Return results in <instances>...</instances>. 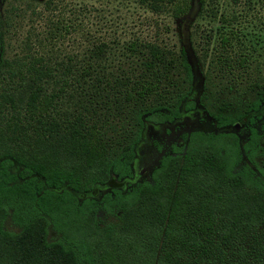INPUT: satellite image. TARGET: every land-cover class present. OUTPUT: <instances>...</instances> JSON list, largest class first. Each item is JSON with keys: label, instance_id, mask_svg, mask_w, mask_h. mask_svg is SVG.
<instances>
[{"label": "trees", "instance_id": "trees-1", "mask_svg": "<svg viewBox=\"0 0 264 264\" xmlns=\"http://www.w3.org/2000/svg\"><path fill=\"white\" fill-rule=\"evenodd\" d=\"M137 1L175 18L192 10V0ZM6 24L0 13V264H264L261 77L249 86L254 99L238 110L218 105L209 114L216 130L184 134L149 179L123 190L145 124L195 108L185 50L132 41L126 50L136 59L120 72L101 63L104 42L86 64L9 59ZM218 43L220 67L245 66L246 55L231 52L236 32H221ZM238 121L244 139L224 130ZM104 185L102 195L80 197Z\"/></svg>", "mask_w": 264, "mask_h": 264}, {"label": "rangeland", "instance_id": "rangeland-1", "mask_svg": "<svg viewBox=\"0 0 264 264\" xmlns=\"http://www.w3.org/2000/svg\"><path fill=\"white\" fill-rule=\"evenodd\" d=\"M210 6L217 11V18L209 15ZM0 13L7 21L4 56L9 59L42 54L51 62L86 64L90 50L104 42L107 52L101 63L107 70L120 72L129 70L136 59L126 50L132 41L156 42L176 52L185 50L193 72L190 97L195 108L183 111L171 124H145L135 149L134 177L119 184L123 190L149 179L159 158L170 152L171 144L183 142V134L216 130L209 114L223 103L230 110L241 109L255 97V90L249 86L260 77L264 81V0H192L191 12L178 18L169 9L153 12L137 0H0ZM229 30L239 38L232 55L247 57L245 66H235L232 71L220 67L216 59L219 36ZM69 106L63 102L61 109ZM260 113L264 118V109L255 113L259 117L257 127ZM236 124L237 128L224 130L235 131L244 139L245 123ZM260 141L264 146V137ZM258 161L264 166V156ZM109 189L100 186L80 197H98ZM103 219L112 220L110 216ZM5 227L18 230L10 220ZM48 237L53 240L57 235L49 230Z\"/></svg>", "mask_w": 264, "mask_h": 264}, {"label": "flooded vegetation", "instance_id": "flooded-vegetation-1", "mask_svg": "<svg viewBox=\"0 0 264 264\" xmlns=\"http://www.w3.org/2000/svg\"><path fill=\"white\" fill-rule=\"evenodd\" d=\"M194 110V109H193ZM192 111V110H191ZM190 112V111H189ZM180 119V118H179ZM176 121V120H175ZM173 123V122H172ZM151 124H153V123H151ZM166 124H171V123H165V124H159V125H166ZM153 125H156V124H153ZM214 128H215V126H214ZM216 129V128H215ZM193 131V130H192ZM187 133H189V132H187ZM186 134V133H185ZM184 135V134H183ZM183 135H182V140H183ZM184 143V140H183V142L181 143V144H179V145H182ZM172 145V144H171ZM178 145V144H177ZM170 149H171V146H170ZM160 159V158H159ZM158 162H159V160H158ZM158 164V163H157ZM156 166V165H155ZM154 166V167H155ZM153 167V168H154ZM152 168V169H153ZM152 171V170H151ZM151 173V172H150ZM134 177V174H132V177L131 178H127V179H132ZM149 177H150V174H149Z\"/></svg>", "mask_w": 264, "mask_h": 264}, {"label": "water", "instance_id": "water-1", "mask_svg": "<svg viewBox=\"0 0 264 264\" xmlns=\"http://www.w3.org/2000/svg\"><path fill=\"white\" fill-rule=\"evenodd\" d=\"M234 127L237 128L238 127V124H235Z\"/></svg>", "mask_w": 264, "mask_h": 264}]
</instances>
